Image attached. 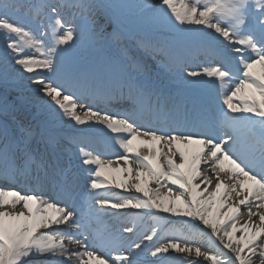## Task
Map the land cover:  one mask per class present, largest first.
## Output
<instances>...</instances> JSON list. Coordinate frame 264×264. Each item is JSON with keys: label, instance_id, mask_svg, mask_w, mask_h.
<instances>
[{"label": "snow or ice", "instance_id": "1", "mask_svg": "<svg viewBox=\"0 0 264 264\" xmlns=\"http://www.w3.org/2000/svg\"><path fill=\"white\" fill-rule=\"evenodd\" d=\"M130 7L105 0H0L5 64L28 73L47 111L73 125L65 150L75 148L89 174L80 189L71 167L61 164L59 138H46L51 157L38 159L30 128L18 136L0 124V180L39 186L22 193L0 185V264H165L173 253L179 264H264V0H160L154 14L156 23L178 34L185 33L184 25H195L214 38L200 49L203 66L183 80L195 85L208 77L218 83L228 110L222 132L195 108L168 109L162 92L131 77L122 85L131 107L123 113L101 109V70L81 66L73 56L63 59L105 33L117 9ZM24 8L33 14L35 32L10 18ZM65 9L72 10L70 19ZM109 133L116 134L111 139L121 150L115 160L92 148ZM106 168L121 178L101 179ZM45 186L51 187L50 198ZM113 187L129 194L96 191ZM76 198L91 201L79 218L69 206ZM109 208L171 214L181 227L163 239L153 226L125 244L122 235L91 227ZM193 231L215 251L184 235Z\"/></svg>", "mask_w": 264, "mask_h": 264}, {"label": "bare ground", "instance_id": "2", "mask_svg": "<svg viewBox=\"0 0 264 264\" xmlns=\"http://www.w3.org/2000/svg\"><path fill=\"white\" fill-rule=\"evenodd\" d=\"M198 27L199 26L194 25L193 27H191V29H188L185 34H183L187 35L188 38H172L174 42H172V44L166 45L165 47L171 45V53L180 51L182 48H184V51H186L187 53L191 52L194 54L195 52L194 49L191 48V43H195L194 48L197 51V44L200 45L201 42L207 41L210 45H212L215 41L209 30L204 29L203 33L201 34V32L198 30ZM104 35L105 37L102 39L104 45L102 53L100 55L91 57L90 60L92 61L87 63L86 67L94 66V68L96 69L101 67L105 69L116 68L117 64H115V62L109 58L108 53H106L107 46L111 44L114 40H116V42L121 46L122 51H124V53H126V55L130 57L134 65V71L141 69V66L139 65V63L141 62L143 63V66L147 68V76L161 85H169L171 87L191 85L184 82L183 76L186 74V72L184 71H178V76L172 77V75H170L165 70V67L168 65V61L164 60V58H160L155 50L153 51V53H150L149 56L145 54H140L138 48L135 47L132 43H130L126 36H124L112 22L108 24ZM190 60L191 58H189V61ZM93 61H95L94 64ZM83 65L84 64H82L81 66ZM118 67L120 66L118 65ZM255 70L259 72V66H257ZM39 71H43V69H40ZM24 74L25 75L20 77L16 83L8 82V86L10 89L0 88V124L7 123L15 130V134L18 136L21 134V128H30L33 133L32 138L30 140V148H33L34 146H41L43 144L45 145V149H48L45 143L46 138L52 137L54 134H56L59 136V138L65 139L66 137L72 136L75 132V129L73 128L72 124L67 122L66 118L53 115L47 111V109L43 106L42 101L39 99V94L35 91V88L29 86L30 82L26 79L28 75H26V73ZM19 83L27 86V93L24 91H21L18 95H15L13 93V91L21 90V87L18 86ZM196 85L207 87L209 86L210 90L208 93L211 98L215 99V101L221 106H225L223 105V97L218 94V83L212 82L211 78L204 77V82L200 84H195L193 86ZM7 102H11L10 105L13 104L17 106L12 113L4 111V105ZM229 115H231V113H229ZM13 117H15V119H13ZM95 141H98V138ZM139 143V140L134 141L135 145H139ZM62 146L63 151H61L60 153L63 156H67L68 153L73 151L72 148L69 150H65V148H67V145H65L64 143H62ZM72 161L75 165V169L81 172L83 177V183L84 185H86L89 180V174L88 172L84 171L81 167L78 152L76 149ZM120 178L121 174L111 168H106L104 176L101 177V179H107L109 181H111L112 179L119 180ZM99 190L107 189L101 188ZM109 193L113 195H115L116 193H119L121 195L129 194L121 189H115L114 187L111 188V191H109ZM177 219V217H174L171 214H166L162 212L153 216L146 214L143 210H114L109 208L107 209L106 214H103L100 217L99 224H97L95 220H93L92 222L94 224V229L99 228L101 234L106 235L107 233H113L122 235L123 242L126 244L128 242L137 240L146 233H150V230L153 226L159 227L160 231L158 235L161 238L168 239L170 236H172L174 232L179 230L181 227L180 225L174 223ZM242 222L243 220H241V223ZM125 227H133L135 229L134 233L124 232L123 229ZM184 235H186L190 240H195L202 247V249L215 251V246L209 243L208 238L206 236H201L197 231H193L192 233L185 232ZM237 235H239V233ZM154 242L158 243L159 241L157 240ZM175 256V253H173L172 256H169L165 264H179V260L173 259V257ZM148 258L151 257L149 256ZM204 264H207V262H204Z\"/></svg>", "mask_w": 264, "mask_h": 264}, {"label": "rangeland", "instance_id": "3", "mask_svg": "<svg viewBox=\"0 0 264 264\" xmlns=\"http://www.w3.org/2000/svg\"><path fill=\"white\" fill-rule=\"evenodd\" d=\"M30 2L38 3L39 0H30ZM105 2L132 6L130 8L117 9L114 14V18L112 19V23L124 36L129 39L132 44H135L137 40L142 41L145 35H162L172 38L178 37L180 39L188 38L187 35L178 34L170 27L155 22L154 14L160 10V0H105ZM71 11L72 10L70 9L64 10V15L69 19L71 18ZM30 14L31 11L28 8H24L20 13H14L11 17L17 22L19 21L18 23L24 24L27 28L33 29L35 32L36 26L32 22L33 14L32 16H30ZM193 26L194 25H184L183 27L187 31ZM104 37L105 35L103 33L98 39L92 41L87 47L78 46L76 50H73L70 53H64L63 59L73 56L76 61H84L92 55L101 53L104 49L102 40ZM2 47H6V43L3 38H0V88L10 89L9 86L6 85V82L16 83L20 77L25 75V72H17L16 69L19 68V66L14 65V63L8 65L5 64V48L4 52H2ZM107 48L108 51L116 54V59L123 58L124 52L117 42L111 43V45H108ZM25 50L28 52H33V50L28 48ZM26 75L29 74L26 73ZM18 86L21 87V90L13 91L15 95H18L21 91L26 93L28 92V88L24 84L19 83Z\"/></svg>", "mask_w": 264, "mask_h": 264}]
</instances>
